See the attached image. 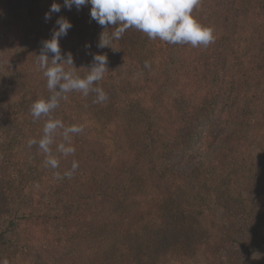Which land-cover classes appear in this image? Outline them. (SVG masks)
Wrapping results in <instances>:
<instances>
[{"label":"trees","instance_id":"trees-1","mask_svg":"<svg viewBox=\"0 0 264 264\" xmlns=\"http://www.w3.org/2000/svg\"><path fill=\"white\" fill-rule=\"evenodd\" d=\"M53 2L61 11L45 22ZM89 11L0 0V258L264 264V0H201L192 15L215 41L197 48L135 28L99 48L104 28ZM60 17L72 24L59 46L77 75L93 54L107 57L95 86L108 99L60 101L52 116L83 131L72 136L74 156L51 146L60 162L51 169L28 141L45 119L31 105L50 95L36 56ZM73 159L72 178L58 179Z\"/></svg>","mask_w":264,"mask_h":264},{"label":"clouds","instance_id":"clouds-1","mask_svg":"<svg viewBox=\"0 0 264 264\" xmlns=\"http://www.w3.org/2000/svg\"><path fill=\"white\" fill-rule=\"evenodd\" d=\"M201 0H63V7L77 11L90 5V17L104 28L100 35L98 47L105 48L113 40H119L129 28H135L151 40L159 39L169 45H190L193 48L207 47L214 43V29L201 24L192 15L194 8ZM61 11V4L53 2L49 11L45 13V22L52 19L53 13ZM72 24L64 17L56 19L51 38L42 42L39 55L36 56L38 69L46 79V87L50 95L32 103L30 112L34 119H44L42 136L39 140L31 139L28 146L37 145L45 154L44 164L51 169L59 167V159L53 154L55 151L64 157L74 156L75 147L72 136L83 131L82 126L73 124L66 126L60 119L54 118L52 113L60 106L61 100H67L68 93L79 92L87 97L96 94L94 103L107 101V93L96 82L101 81L109 72L105 55L93 54L92 63L87 69V75H77L74 58L71 52H61L60 38L67 35ZM108 29H113L111 32ZM90 48V45H86ZM51 54V58H49ZM145 67H149L145 62ZM61 137L57 143L56 137ZM79 167V162L73 159L71 168L63 173H55L58 179L72 178ZM0 264H9L6 258H0Z\"/></svg>","mask_w":264,"mask_h":264}]
</instances>
